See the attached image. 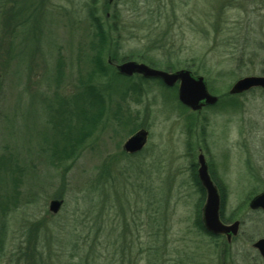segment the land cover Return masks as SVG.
Instances as JSON below:
<instances>
[{
	"label": "rangeland",
	"instance_id": "374dc122",
	"mask_svg": "<svg viewBox=\"0 0 264 264\" xmlns=\"http://www.w3.org/2000/svg\"><path fill=\"white\" fill-rule=\"evenodd\" d=\"M167 1L0 0V189L7 173L13 188L11 168L23 172L0 264H14L34 245L57 254L52 262L59 264L72 237L91 244L101 226L106 258L128 235L134 253L144 251L137 264H263L253 243L264 237V212L248 202L252 191H264V88L230 89L242 77L264 76V0H182L183 9L163 8ZM149 32L152 39L167 33L172 47L148 50ZM132 53L160 62L157 69L176 68L168 72L192 69L218 101L192 110L179 100V82L120 73L118 65L129 61L122 57ZM81 78L100 99L89 103L93 129L72 147L60 122L69 125L64 136L75 133L74 107L88 105L73 97ZM139 130L148 132L145 146L126 153ZM200 154L227 188L226 216L241 221L231 243L198 227L204 197L193 175ZM54 199L63 201L57 213L49 208ZM157 247L167 253L163 263Z\"/></svg>",
	"mask_w": 264,
	"mask_h": 264
},
{
	"label": "trees",
	"instance_id": "16d2710c",
	"mask_svg": "<svg viewBox=\"0 0 264 264\" xmlns=\"http://www.w3.org/2000/svg\"><path fill=\"white\" fill-rule=\"evenodd\" d=\"M2 1V0H1ZM169 0L167 1V3L163 4V8H170L172 9L170 6H180V8L183 9L182 5L184 6V3L182 2V0H178V3H176L175 0ZM1 9V7H0ZM181 9V10H182ZM8 12V9L6 10ZM174 11V10H173ZM89 13V19H92V24L94 26H97V31H99V36H103L104 35V29L101 27L100 25V21L97 18L93 8L88 10ZM6 14V13H5ZM152 15V14H151ZM115 20L112 24V30L114 32L118 31V18L117 16H115ZM119 32V31H118ZM148 40H151L150 43H148L151 48H149L148 50H165V49H169L171 48V44H169L167 42V33H162L159 34L157 36H155L154 39H152L153 37H150V32L147 33ZM155 48V49H154ZM89 51V49H88ZM87 51V57L89 58V61L92 62L91 59V53ZM119 60V59H116ZM122 60H139L140 62H144L146 64H148L151 67L154 68H160L161 67V63L154 61L152 59L149 58V56L147 55H143V54H135L132 53L131 55H127V56H123ZM189 68V67H188ZM191 68V67H190ZM176 69L175 67H173L172 65H166L165 70H174ZM192 70V69H191ZM87 78V77H86ZM85 78V79H86ZM128 78V77H127ZM142 81H149V79H145L143 76L141 77ZM81 80V84L84 82L82 80L84 79H80ZM150 80H154V79H150ZM156 80V79H155ZM159 81V80H158ZM89 83H91L89 80H87V83H83L82 87L83 89L81 91H79L76 95H73V97H75L77 100H82L84 102H87L88 105L87 107L83 108V107H74V109L77 111V114L75 113L74 109V114H75V119L71 120L70 122H74L77 126L75 127V133H71L68 136H64L66 127H68V123L66 120H62L60 122V127L61 129L60 134H63V136H61V138L66 137V139H71L73 140L72 142H70V140H68L71 143V146L75 147V145H77V143L80 141L81 137H84L82 135V133L84 131L88 132L91 130V128L93 129V126L95 125V117L94 115H91L89 110V103L92 101L91 97L93 96L94 98H98L100 99L99 96V92L97 91L96 88L88 85ZM162 84V83H161ZM55 96V95H54ZM58 97H60L62 100H66L68 98H65L62 95H58ZM89 109V110H88ZM126 123L125 122H121V127H125ZM87 129H89L87 131ZM72 132V131H71ZM85 135V134H84ZM77 136V138L74 141V137ZM71 147V149H73ZM52 156L51 154V158H56V159H60L61 156L59 157L60 154L57 153H53ZM1 162H3V156H0V165L2 164ZM11 166H17L16 164H12ZM11 170H13V175H12V181H13V188L9 189L8 188V173H7V180H6V186L5 187H1L0 189V255H2L6 249V243H7V238H8V223H7V213L10 210V206L16 202L17 198H20V183L21 181H19V177L22 175L23 176V172L20 170V168H11ZM0 178H3L2 175L0 174ZM193 179H194V183L196 184V186L198 187V189L200 190L201 194L203 197H205V190L201 185L199 176H198V171H194V175H193ZM259 190H263V189H258L255 191H252L249 195V200L255 195L257 194V191ZM161 206V205H160ZM159 210V209H158ZM166 210V209H165ZM161 211V214H165V211L163 212ZM203 222V220H202ZM201 222V215L200 213L198 214V220H197V224L198 227H200L201 230H203L204 233H206L207 235H209L211 238L214 239H218L221 238L220 236L214 235L212 234L210 231H208L205 226L203 225V223ZM87 226V225H86ZM102 226L99 227L96 231V233H94L93 235V239H92V243L91 244H87L88 240L84 238H82L80 235H76L75 237H72L70 241H68V243L70 245L73 246L72 251L70 252V254H67V256H62V261L59 260V264H137V261L139 259V255L142 254L144 251L138 249L137 247V251L134 253V249L137 246V244H135L134 240L130 241V238L133 236H129L126 237L128 235H122L123 238H118L115 242H114V251L112 252V254H110L107 258L103 255L104 251H105V247L102 246V243L100 242V232H101ZM83 240L82 244H80V241ZM123 243V244H122ZM42 245V242H41ZM38 245H34V246H29L25 249H21L20 252L16 255V259H15V263L14 264H54L52 261L54 259V257L57 254H50L47 255L45 254V251L43 249L42 246H39L42 248V250L40 248L37 249ZM167 254V253H166ZM166 254H163L162 249L160 248H156L155 249V253L154 256H156L158 258V263L159 260H164V257L166 256ZM65 258V260H64ZM56 262V261H55ZM57 264V262H56Z\"/></svg>",
	"mask_w": 264,
	"mask_h": 264
},
{
	"label": "water",
	"instance_id": "95a60500",
	"mask_svg": "<svg viewBox=\"0 0 264 264\" xmlns=\"http://www.w3.org/2000/svg\"><path fill=\"white\" fill-rule=\"evenodd\" d=\"M120 73L131 76L141 74L145 78H159L165 85L174 86L179 82L178 97L183 105L198 110L204 106L215 104L218 96L212 94L203 76L195 75L189 69H181L174 72L153 68L145 63L129 60L118 65ZM256 87L264 88V76H245L238 79L230 89L231 94H241ZM148 138L146 130H139L133 134L124 144L127 152L136 153L142 150ZM198 176L207 192L206 203L203 208V222L206 229L214 234H227L229 239L232 235H237L239 221L232 224H224L220 218L221 197L217 186L213 182L208 169L205 156L198 157ZM63 201L54 199L50 203V210L53 213L59 212ZM249 207L253 210H264V191L256 194L250 201ZM254 246L259 250L264 260V237L257 240Z\"/></svg>",
	"mask_w": 264,
	"mask_h": 264
},
{
	"label": "flooded vegetation",
	"instance_id": "af4514ba",
	"mask_svg": "<svg viewBox=\"0 0 264 264\" xmlns=\"http://www.w3.org/2000/svg\"><path fill=\"white\" fill-rule=\"evenodd\" d=\"M200 150H202V148H200ZM126 151V150H125ZM126 153H128V154H133V153H130V152H127L126 151ZM204 155V154H203ZM205 156V155H204ZM206 159V158H205ZM206 162H207V164H208V169H209V174H210V176H211V178H212V180H213V182L215 183V185L217 186V188H218V191H219V193H220V197H221V207H220V218H221V220H222V222L224 223V224H232V223H234L235 221H239L240 222V225H241V221L239 220V219H236V220H232V217H227L226 216V207H228V191H227V188L225 187V185L223 184V182L221 181V179L219 178V176H217V174H216V170H215V167H214V165L211 163V162H209V161H207L206 160ZM199 163V162H198ZM199 169V168H198ZM201 185H202V187L204 188V186H203V184L201 183ZM204 190H205V197H204V203H203V205H202V208H201V210H200V215H201V222H202V220H203V208H204V205H205V203H206V199H207V192H206V189L204 188ZM252 199V198H251ZM251 199L249 200V202H248V205H249V203H250V201H251ZM256 211H263L264 212V210H262V209H255ZM203 223V225H204V222H202ZM240 225H239V229H240ZM205 226V225H204ZM206 228V227H205ZM238 232H239V230H238ZM214 235H217V236H220V237H225L226 238V240L229 242V243H231L232 242V240L234 239V238H236V236L238 235H232L231 236V238L229 239V237H228V235L227 234H214ZM259 240V239H258ZM256 242V241H255ZM255 242L253 243V248L254 249H256L258 252H259V250L254 246V244H255ZM259 254H260V252H259ZM260 256H261V254H260ZM261 258H262V261H263V264H264V260H263V257L261 256Z\"/></svg>",
	"mask_w": 264,
	"mask_h": 264
}]
</instances>
